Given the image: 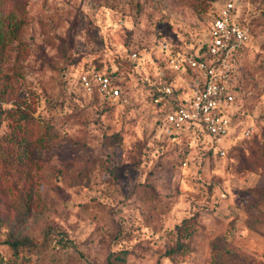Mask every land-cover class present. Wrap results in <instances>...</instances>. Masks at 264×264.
Listing matches in <instances>:
<instances>
[{"label": "rangeland", "instance_id": "obj_1", "mask_svg": "<svg viewBox=\"0 0 264 264\" xmlns=\"http://www.w3.org/2000/svg\"><path fill=\"white\" fill-rule=\"evenodd\" d=\"M224 1L0 0L19 24L0 47V264H264V0H236L250 40L225 136L155 103L193 87ZM93 72L122 96L88 90Z\"/></svg>", "mask_w": 264, "mask_h": 264}, {"label": "built area", "instance_id": "obj_2", "mask_svg": "<svg viewBox=\"0 0 264 264\" xmlns=\"http://www.w3.org/2000/svg\"><path fill=\"white\" fill-rule=\"evenodd\" d=\"M240 11L236 0L217 4L209 24L207 41L186 60L187 66L198 72L188 93L178 94L177 88L170 86L159 90L155 103L165 106L164 120L169 126L187 130L194 137L207 134L220 139L227 134L229 108L234 100L228 70L250 40L249 29L242 23ZM179 65L176 64V68ZM146 81H149L148 77ZM82 83L103 98L118 99L122 96L119 86L105 73L85 74Z\"/></svg>", "mask_w": 264, "mask_h": 264}, {"label": "trees", "instance_id": "obj_3", "mask_svg": "<svg viewBox=\"0 0 264 264\" xmlns=\"http://www.w3.org/2000/svg\"><path fill=\"white\" fill-rule=\"evenodd\" d=\"M23 2H24V0H15L14 11H20V10L24 9L23 8L24 7ZM18 25H19L18 22H15V20H13L10 15L8 16L7 23H4V20L0 19V47L3 45V41L6 37V35L3 34V29L6 28L7 30L9 29L11 32H15L18 29ZM109 77L111 78L112 81H114V75H109ZM0 154H1V150H0ZM20 243H23V242L14 241V242H11V246H12V248H16L17 245H19Z\"/></svg>", "mask_w": 264, "mask_h": 264}]
</instances>
